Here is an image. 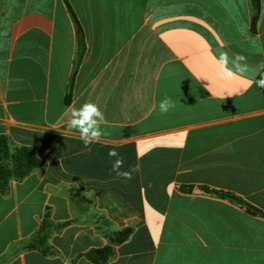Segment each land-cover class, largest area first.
<instances>
[{
	"label": "crops",
	"instance_id": "1",
	"mask_svg": "<svg viewBox=\"0 0 264 264\" xmlns=\"http://www.w3.org/2000/svg\"><path fill=\"white\" fill-rule=\"evenodd\" d=\"M252 14V0H0V136L45 162L0 194V264H91L110 242L87 203L108 231L131 229L108 264H264V218L202 190L264 214V0ZM221 52L249 67L225 99L201 79ZM85 102L105 115L87 147L67 124ZM113 148L122 170L141 165L131 180ZM46 212L71 222L56 254L23 250Z\"/></svg>",
	"mask_w": 264,
	"mask_h": 264
},
{
	"label": "trees",
	"instance_id": "2",
	"mask_svg": "<svg viewBox=\"0 0 264 264\" xmlns=\"http://www.w3.org/2000/svg\"><path fill=\"white\" fill-rule=\"evenodd\" d=\"M252 8V25L254 26L259 14V0H252ZM261 75H264V68L259 73L257 79H259ZM260 90L264 95V88H260ZM44 165L45 162L39 159L30 147L13 148L7 136H0V194L7 193L11 181H21L34 170L40 169ZM202 190L220 198L228 199L234 204L239 205L250 215L264 218V214L261 211L239 197L226 192L209 190L208 188H202ZM71 197H73V194ZM90 206L92 219L94 224H96V230L103 234L104 237L109 240L110 244L102 248L89 250L85 253V257L91 264H108L115 255L114 247L129 238L131 229L124 228L111 232L108 231L106 228L108 222L105 217L95 211L94 205L87 203V207L89 208ZM70 223L71 222L54 224L50 220L49 213L46 212L36 234L23 245L22 249L25 251L35 250L47 256L55 255L56 251L53 250L49 244L50 237L53 233L61 231Z\"/></svg>",
	"mask_w": 264,
	"mask_h": 264
},
{
	"label": "clouds",
	"instance_id": "3",
	"mask_svg": "<svg viewBox=\"0 0 264 264\" xmlns=\"http://www.w3.org/2000/svg\"><path fill=\"white\" fill-rule=\"evenodd\" d=\"M218 70L213 78L207 76L201 78L209 81L205 85L206 90L212 96L219 95V98L225 99L234 93L228 92V85L231 84L238 77H244L249 71L247 58L240 53H233L231 56L228 52H221L216 60ZM255 85L259 88H264V75L255 81ZM251 82H249V87ZM176 102L171 97L165 95L159 102V113L161 115L168 114L171 110L175 109ZM105 121V115L101 111L98 104L93 102H85L79 108L72 107L68 119V128L74 129L79 132L80 139L87 147L94 142H99L105 135V131L101 125ZM144 154L140 153V158ZM109 158H114L112 163V171L116 175L125 180H131L133 173L139 172L141 169L140 164L131 166L127 170H122L124 165V158L114 148L108 152Z\"/></svg>",
	"mask_w": 264,
	"mask_h": 264
}]
</instances>
